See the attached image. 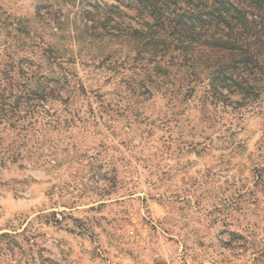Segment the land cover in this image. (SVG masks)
I'll return each instance as SVG.
<instances>
[{"label":"rangeland","instance_id":"1","mask_svg":"<svg viewBox=\"0 0 264 264\" xmlns=\"http://www.w3.org/2000/svg\"><path fill=\"white\" fill-rule=\"evenodd\" d=\"M239 7L246 53L145 43V0H0V264H264V0Z\"/></svg>","mask_w":264,"mask_h":264},{"label":"trees","instance_id":"2","mask_svg":"<svg viewBox=\"0 0 264 264\" xmlns=\"http://www.w3.org/2000/svg\"><path fill=\"white\" fill-rule=\"evenodd\" d=\"M153 6L154 17H157L156 24L148 25L146 31L138 32L145 36L150 43L159 32L167 34L176 41V47L187 51L194 46L196 39L203 35L212 24L218 29L220 36L231 48L242 50V46L262 43L263 34L256 29L248 35L246 32V21L239 4L243 0H145ZM257 5V4H256ZM156 15V16H155ZM223 25V26H222ZM250 41V42H249ZM252 58L251 55L241 57ZM240 58V59H241ZM238 61V60H237ZM235 61L234 65L237 64ZM239 62V61H238ZM228 72L226 66H218L211 74L216 79L225 76ZM214 86H218L215 80Z\"/></svg>","mask_w":264,"mask_h":264}]
</instances>
